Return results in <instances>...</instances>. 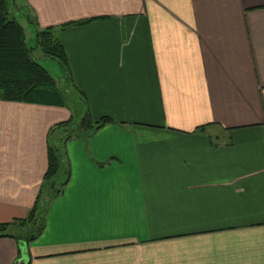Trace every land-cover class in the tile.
Returning a JSON list of instances; mask_svg holds the SVG:
<instances>
[{
  "label": "crops",
  "instance_id": "obj_1",
  "mask_svg": "<svg viewBox=\"0 0 264 264\" xmlns=\"http://www.w3.org/2000/svg\"><path fill=\"white\" fill-rule=\"evenodd\" d=\"M21 2L83 101L0 100V224L35 205L51 127L109 123L60 146L43 232L0 264H264V0Z\"/></svg>",
  "mask_w": 264,
  "mask_h": 264
},
{
  "label": "trees",
  "instance_id": "obj_2",
  "mask_svg": "<svg viewBox=\"0 0 264 264\" xmlns=\"http://www.w3.org/2000/svg\"><path fill=\"white\" fill-rule=\"evenodd\" d=\"M28 21L36 28L30 18ZM82 23L85 21L79 22V24ZM34 39L35 46L28 47L23 27L10 15L9 0H0V100L70 109L68 98L72 96L71 93L64 87H60V84L48 74L33 55L34 51L39 49L43 55L56 59L64 71V80L71 87L66 54L56 39L55 29L52 27L36 29L34 30ZM73 97L74 105L82 103L79 96ZM107 123H109L108 119L93 122L89 114L84 113L79 118L71 115L68 120L50 128L47 168L37 201L26 218L10 223H1L0 238H10L17 243L23 242L25 245H29L43 232L49 200L62 192V188L69 179V170L67 169L64 179L58 187H55L54 179L59 176L61 169V155L60 149L51 139L54 131L62 129L64 134H61L60 142L64 144L71 138H88ZM67 129L70 130L67 131ZM45 196L47 199H44Z\"/></svg>",
  "mask_w": 264,
  "mask_h": 264
},
{
  "label": "rangeland",
  "instance_id": "obj_3",
  "mask_svg": "<svg viewBox=\"0 0 264 264\" xmlns=\"http://www.w3.org/2000/svg\"><path fill=\"white\" fill-rule=\"evenodd\" d=\"M21 0H9V12L12 17H14L19 24L23 27L25 38H26V45L28 47H34L35 46V39H34V28L28 24L26 21L25 15L26 11L22 7ZM34 58L38 61V63L48 72V74L55 80L57 83L60 84V87H64L62 84H65L66 81L64 80V71L62 70L60 64L56 59H53L49 56H45L42 54V52L37 49L34 51ZM63 81V82H62ZM68 84V83H66ZM66 86V85H65ZM70 109L75 107V99L73 96H70L68 98ZM74 100V101H73ZM76 108V107H75ZM80 107H77L75 109L78 111ZM74 112V111H73ZM77 113V112H76ZM76 113L74 115H76ZM78 115V114H77ZM79 117V115H78ZM76 118V116H75ZM64 130V129H63ZM70 129H67L69 131ZM65 131V130H64ZM61 134H64V132L61 130H55L54 133L51 136V139L54 140L55 146L60 149V144L62 146V143L60 142V136ZM55 187H58L61 180L60 177H57L54 179Z\"/></svg>",
  "mask_w": 264,
  "mask_h": 264
},
{
  "label": "water",
  "instance_id": "obj_4",
  "mask_svg": "<svg viewBox=\"0 0 264 264\" xmlns=\"http://www.w3.org/2000/svg\"><path fill=\"white\" fill-rule=\"evenodd\" d=\"M20 249L24 250L25 249V244L23 242L18 243Z\"/></svg>",
  "mask_w": 264,
  "mask_h": 264
}]
</instances>
